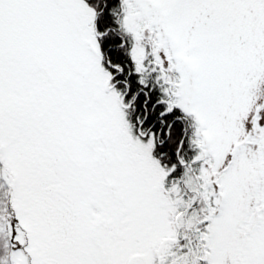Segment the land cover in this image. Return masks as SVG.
<instances>
[{
    "label": "snow or ice",
    "instance_id": "6c2138e0",
    "mask_svg": "<svg viewBox=\"0 0 264 264\" xmlns=\"http://www.w3.org/2000/svg\"><path fill=\"white\" fill-rule=\"evenodd\" d=\"M0 264H264V0H0Z\"/></svg>",
    "mask_w": 264,
    "mask_h": 264
}]
</instances>
